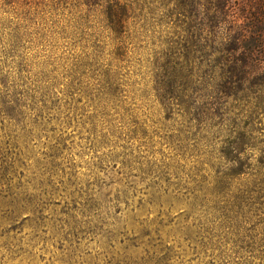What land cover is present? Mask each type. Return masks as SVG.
I'll list each match as a JSON object with an SVG mask.
<instances>
[{"label":"rangeland","instance_id":"374dc122","mask_svg":"<svg viewBox=\"0 0 264 264\" xmlns=\"http://www.w3.org/2000/svg\"><path fill=\"white\" fill-rule=\"evenodd\" d=\"M50 1L0 22V264H264V81L164 71L162 4Z\"/></svg>","mask_w":264,"mask_h":264},{"label":"trees","instance_id":"16d2710c","mask_svg":"<svg viewBox=\"0 0 264 264\" xmlns=\"http://www.w3.org/2000/svg\"><path fill=\"white\" fill-rule=\"evenodd\" d=\"M96 1L100 0L89 2L95 5ZM142 1L145 6L146 3L162 4L166 12L161 19L167 21L172 38L170 49L163 54L164 71L168 72L169 68L186 71L191 63L211 67L215 73H220L216 88L222 95L230 83L236 93L262 86L264 76L256 82L247 68L251 61L264 58V0H242L247 7L243 9L245 24L230 20L233 7L229 3L233 0H104L111 24L125 28L128 20L142 9ZM50 2L0 0V22L5 19L10 23L11 20L23 21ZM235 174L233 172L232 177Z\"/></svg>","mask_w":264,"mask_h":264}]
</instances>
